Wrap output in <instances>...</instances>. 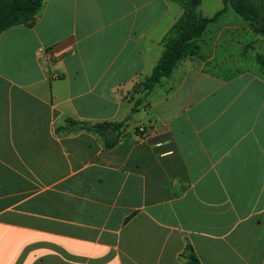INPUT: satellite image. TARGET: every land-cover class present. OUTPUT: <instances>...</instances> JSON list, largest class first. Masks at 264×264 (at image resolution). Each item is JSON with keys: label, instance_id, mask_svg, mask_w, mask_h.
<instances>
[{"label": "crops", "instance_id": "obj_1", "mask_svg": "<svg viewBox=\"0 0 264 264\" xmlns=\"http://www.w3.org/2000/svg\"><path fill=\"white\" fill-rule=\"evenodd\" d=\"M231 11L135 114L178 3L44 0L0 35V264L264 263V77L235 57L263 41ZM128 119L112 149L61 130Z\"/></svg>", "mask_w": 264, "mask_h": 264}, {"label": "trees", "instance_id": "obj_2", "mask_svg": "<svg viewBox=\"0 0 264 264\" xmlns=\"http://www.w3.org/2000/svg\"><path fill=\"white\" fill-rule=\"evenodd\" d=\"M171 1L178 3L184 9V14L162 41L163 53L151 75L136 85L129 99L134 104L132 114L139 112L156 86L164 79L170 78L182 61L189 58H205L202 53V40L209 27L217 23L227 11L232 10L244 19L250 30L264 43V0H224V8L211 18H206L200 13L202 0ZM43 3L44 0H0V35L15 26L34 25ZM256 62L264 71V55L258 54ZM128 121L129 119L121 123L91 124L67 120L66 126L61 130L94 134L103 140L105 149H112L118 146L125 136ZM182 258L187 264H202L190 243H187Z\"/></svg>", "mask_w": 264, "mask_h": 264}, {"label": "rangeland", "instance_id": "obj_3", "mask_svg": "<svg viewBox=\"0 0 264 264\" xmlns=\"http://www.w3.org/2000/svg\"><path fill=\"white\" fill-rule=\"evenodd\" d=\"M224 0H202V4L199 8L200 13L206 17V18H211L213 17L222 7ZM237 19V20H236ZM244 20L239 17L237 14H235L233 11L221 20L220 26H223L225 24H242ZM219 26L211 25L209 31H211L209 34H214L215 30H217ZM252 38V37H251ZM249 41V40H248ZM258 43H252L248 45L247 47H243L242 50L244 49L246 51L245 55L243 53H236L235 57L237 59H243V61L247 62L249 65L250 70L252 71H257L259 74L263 76L264 71L261 69L260 65L256 62V56L258 54L264 55V44L263 42L257 41ZM208 43V42H207ZM253 45V46H252ZM254 47V48H253ZM205 51H208V47L205 48ZM264 77V76H263ZM262 235L264 236V231H262Z\"/></svg>", "mask_w": 264, "mask_h": 264}]
</instances>
